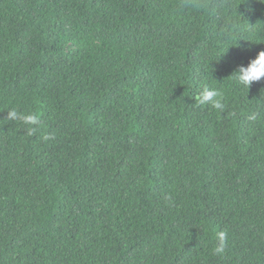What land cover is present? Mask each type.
I'll return each mask as SVG.
<instances>
[{
    "label": "trees",
    "instance_id": "obj_1",
    "mask_svg": "<svg viewBox=\"0 0 264 264\" xmlns=\"http://www.w3.org/2000/svg\"><path fill=\"white\" fill-rule=\"evenodd\" d=\"M262 51L264 0H0V264H264Z\"/></svg>",
    "mask_w": 264,
    "mask_h": 264
},
{
    "label": "clouds",
    "instance_id": "obj_2",
    "mask_svg": "<svg viewBox=\"0 0 264 264\" xmlns=\"http://www.w3.org/2000/svg\"><path fill=\"white\" fill-rule=\"evenodd\" d=\"M238 84L246 89H250L254 82L264 79V51L260 52L256 59L252 60L247 66H239L238 70L232 75ZM198 105H210L217 112L222 113L226 108L224 93L217 88L205 85L201 92L195 97ZM7 119L18 122L25 126L27 134L32 136L40 131L41 115L37 111H20L12 108L7 112ZM54 135H44L45 141L54 139ZM218 243L212 249V254L223 258L227 249V233L220 231L217 233Z\"/></svg>",
    "mask_w": 264,
    "mask_h": 264
}]
</instances>
